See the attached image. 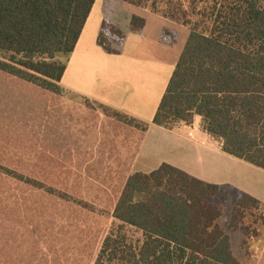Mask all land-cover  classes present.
<instances>
[{
	"label": "trees",
	"instance_id": "obj_1",
	"mask_svg": "<svg viewBox=\"0 0 264 264\" xmlns=\"http://www.w3.org/2000/svg\"><path fill=\"white\" fill-rule=\"evenodd\" d=\"M116 1L189 35L151 123L95 103L116 137L138 141L114 179L112 161L81 162L90 134L62 104L67 60L95 0H0V264H241L229 233L244 232L263 205L167 164L149 174L132 166L151 125L171 129L199 116L224 153L264 170V0ZM144 26L129 20L130 32ZM125 37L104 20L97 45L118 55ZM80 169L101 185L118 181L109 209L74 195ZM90 219H104L105 231H92Z\"/></svg>",
	"mask_w": 264,
	"mask_h": 264
},
{
	"label": "crops",
	"instance_id": "obj_2",
	"mask_svg": "<svg viewBox=\"0 0 264 264\" xmlns=\"http://www.w3.org/2000/svg\"><path fill=\"white\" fill-rule=\"evenodd\" d=\"M132 16L145 19L140 32L129 31ZM126 32L120 53L97 45L102 22ZM176 34L173 42L163 32ZM187 28L116 0H95L61 79L70 94L151 123L186 43ZM170 165L202 182L232 187L264 207V170L223 152L222 142L203 130L194 116L190 124L171 129L151 125L132 166L149 174Z\"/></svg>",
	"mask_w": 264,
	"mask_h": 264
},
{
	"label": "rangeland",
	"instance_id": "obj_3",
	"mask_svg": "<svg viewBox=\"0 0 264 264\" xmlns=\"http://www.w3.org/2000/svg\"><path fill=\"white\" fill-rule=\"evenodd\" d=\"M62 104L65 112H68L72 119L79 118L85 121L86 131L90 134L85 144L84 156L81 162L90 163L100 158H103L107 164L112 161L114 163L115 173L112 175L114 179L119 176V173L126 171L130 163V157L136 151L137 138L122 139L121 136L116 137L109 126L108 117L110 114L91 101L65 93ZM92 135H96L98 138ZM105 138L109 139V141L105 140ZM110 142H114V144ZM116 182L118 181L109 180L104 185H101V179L97 177V174L92 173L91 176H88L82 172L77 173L73 177L72 189L74 195L82 197L100 210H107L110 208V203L113 199L110 192L117 185ZM229 216L230 209L227 208L220 220L222 226L225 227L227 225ZM103 221L104 219H90L92 231L103 233L106 229ZM242 225L244 226L243 229H245L244 232L229 233L234 257L241 264H264L263 210H252L251 216H248ZM44 252L46 253L47 251L44 250Z\"/></svg>",
	"mask_w": 264,
	"mask_h": 264
}]
</instances>
